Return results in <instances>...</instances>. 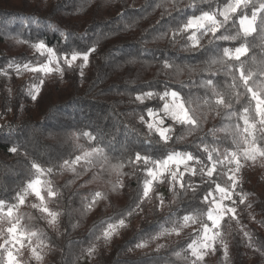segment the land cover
I'll use <instances>...</instances> for the list:
<instances>
[{
  "label": "trees",
  "instance_id": "1",
  "mask_svg": "<svg viewBox=\"0 0 264 264\" xmlns=\"http://www.w3.org/2000/svg\"><path fill=\"white\" fill-rule=\"evenodd\" d=\"M158 3L163 6L156 7ZM218 3L222 6L221 0H179L178 7L173 8L166 0H0V69H9L12 61L22 64L42 59L30 47L41 40L60 52L96 47L83 78L75 66L65 68L62 79L54 73L45 78V85L36 100L28 95L29 86L38 82L34 75L24 81L13 77L7 84L13 87L11 92L5 81H0V199L15 203L16 192L29 179L35 178L32 161L44 168H53L51 175L43 177L51 180L59 192L48 203L50 209L60 213L55 229L31 207L32 203L38 202L34 196H29L20 208L23 223L31 230L45 234L41 238L48 247L44 249L42 264H79L92 245L96 246L91 257L93 264H191L192 258L185 249L196 238L195 229L200 227L199 224L184 228L179 236L166 235L152 241L148 248L135 246L141 240H149L162 227L172 228L173 222L178 226L185 215L206 211L201 200L208 184L202 183L199 175L189 179L186 173L185 181L197 186L195 195L191 188L183 190L177 186L175 198L171 191L164 196L162 209L157 207L156 193H160V189L155 184L151 199L141 205L143 211L137 209L128 216L127 212L135 207L142 195L146 176L143 165L132 166L129 158H134L139 151L142 155L161 159L175 150L192 152L205 160L206 154L201 155L196 148L202 140L221 152L230 146V137L221 131L213 135L210 129H219L228 123L242 126L243 122L237 117L227 120L224 110L216 115L207 106H202L199 111L209 113L207 120H202V129L187 135L177 126L172 140L165 145L157 134H150L140 120V116L149 120L147 109L158 111L163 102L153 98L142 104L135 96L141 91H163L167 83L171 89L180 91L185 99L191 96L195 108L202 104L198 97L211 96L209 89L201 87L204 80L211 78L224 88L230 77L223 71L213 75L201 70L206 67L205 61L222 55L223 47H235L241 41L209 44V37H204L202 48L191 51L185 48L184 36L178 35L175 41L171 39V30L180 22L193 14L199 15L202 10L215 9ZM193 4L195 7L189 6ZM245 11L250 15V8ZM238 28L237 18L235 26L230 22L227 34L234 35ZM162 33L167 35L162 37ZM249 41L257 43L251 37ZM258 54L256 47L249 53L250 56ZM165 60L182 68V74L175 76L173 69H163ZM186 65L195 66L196 70L189 72ZM220 67L213 65V71ZM246 103L243 97L240 103L233 101V110L239 113ZM80 131L101 138L100 146L106 147L111 163H123L125 166L121 171L126 175L105 172L103 178L92 180L97 168L79 178L67 169L61 170L59 166L64 160L79 154L71 134ZM178 136L183 139L177 140ZM79 143L87 148L95 142L81 137ZM13 146L17 147V153L9 151ZM256 164L242 169L243 182L236 189L237 193L248 194L246 204L250 202L251 207L238 204L239 224L222 222L220 238L228 244V258L225 259L223 249L217 243V251L206 256L204 264H264L261 254L264 251V179ZM80 171L77 166V172ZM118 179L123 180L124 187L112 191V184ZM216 179L223 185L226 177ZM89 180L90 183H85ZM69 181L74 182L69 184ZM96 191L104 193L107 199H101L85 214L84 205ZM233 199L238 203L237 195H233ZM110 217L112 223L123 217L127 226L118 229L117 234L105 243L96 237L107 226L101 221ZM201 219L206 218L201 216ZM93 225L97 226L95 230ZM244 232L251 234L252 247H249ZM32 242L37 243L35 238ZM157 244L164 247L157 251ZM256 248L261 251H255ZM22 251L23 264H38L27 248ZM177 251L181 252L180 258L174 255Z\"/></svg>",
  "mask_w": 264,
  "mask_h": 264
},
{
  "label": "snow or ice",
  "instance_id": "2",
  "mask_svg": "<svg viewBox=\"0 0 264 264\" xmlns=\"http://www.w3.org/2000/svg\"><path fill=\"white\" fill-rule=\"evenodd\" d=\"M166 2H170L173 8L178 7L179 4V0H166ZM221 2L222 6L221 3H218L215 9L202 10L199 15L193 14L180 22L177 28L171 30V39L175 41L178 35L184 36L185 48L191 51L202 48L201 40L204 37H209V44L216 41H241L238 46L223 47L222 55L205 61L206 67L201 70L212 72L213 75L223 71L226 76L230 77V81L225 82L224 88L222 89L218 82H214L211 78L204 80L201 87L209 89L211 96L206 94L202 98L198 97L197 99L202 104H198L195 108L192 107L191 96L185 99L180 91L171 89L167 83H165L163 91H141L135 96V99L142 104L145 100L153 98H158L163 102L158 111L152 108L147 109L149 120L145 121L144 116H140V120L146 124L149 133L157 134L165 145L172 140V134L176 131L177 126L183 129L187 135H192L202 129V120L206 121L209 114L199 111L202 106H207L216 115L224 110V117L227 120L231 121L233 117H237L243 122L242 126L239 123H228L219 129L215 127L210 129V133L213 135L217 131H221L230 137V146L221 152L218 147H210L202 140L200 144L196 145V148L201 152V155L206 154L207 162L192 152L175 150L168 152L161 159H154L147 154L142 155L139 151L135 153L134 158H129L130 165H143L146 176L143 179L142 195L139 196L135 207L127 212L128 216L133 215L137 209L143 211L141 205L145 200L151 199L150 194L154 192V184L167 182L169 191L173 193L174 198L177 195V186L183 190L191 188L195 195L197 186L185 181L186 173L189 174V179L199 175L202 183L208 184V189L201 200L206 211L200 212L199 215H185L182 217V223H179L178 226L176 222H173L172 228L162 227L149 240H141L135 246L136 248H146L152 241L159 240L166 235L179 236L184 228L199 224L200 227L195 229L196 238L192 239L185 249L192 258L191 264H204L205 257L217 251V243L223 249L225 259L228 258V244L220 238L222 236L220 229L222 222L236 221L237 224L240 223L237 215L238 204H246L248 196L247 193L236 192L243 182L242 169L246 165L253 166L257 162L264 166V0H221ZM155 6L162 7L163 4L158 3ZM189 6L195 7L194 4ZM249 8L250 15L245 11ZM237 18L238 30L234 35L227 34L230 22L231 26H235ZM258 18L259 23H257ZM52 30L55 31V29ZM164 35L167 34H161L162 37ZM250 37L257 43L252 44L249 41ZM30 47L42 59H37L35 63L29 61L22 64L12 61L8 67L13 68L18 76L24 72L34 74V80L38 82L31 84L28 89V95L32 100H36L41 93L45 85V78L55 73L59 74L62 79L65 68L78 67L80 76L83 78V70L88 66L90 56L96 51V47L92 46L85 51L73 49L60 52L42 40L30 44ZM253 47L259 49V54L250 56L249 53ZM217 51H220L219 46ZM242 57L245 59L242 60ZM77 61H80L78 65ZM229 61L231 63H228ZM213 65L221 67L213 71ZM162 67L163 69H173L175 76H179L183 72L182 68L174 66L167 60L163 61ZM185 67L189 72L196 70L195 66L186 65ZM0 75L8 77L9 73L0 69ZM241 97L245 98L247 103L242 107V111L237 113L233 110V101L240 103ZM81 137L95 143H91L86 148L79 143ZM71 138L75 142V149L79 150V154H75L74 158L64 160L59 166L61 170L67 169L73 172L76 178H79L93 168H97L98 171L93 172L92 180L103 178L105 172H115L118 176L126 175L121 171L125 166L123 163H111L112 158L106 151V147L100 146L102 141L97 135L80 131L71 134ZM180 139L183 137L178 136L177 140ZM9 151L17 153L18 149L13 146ZM213 153L216 155L213 156ZM77 166L82 171L77 172ZM31 169H34L32 175L35 178L29 179L26 185L16 192L13 197L15 203H8L0 199V239L3 240V243H0V264H23L20 257L25 248L30 251L31 258L38 264H42L44 260L43 252L48 246L41 237L45 234L31 230L28 225L23 223L24 217L20 213V208L26 204L29 196H34L38 201L32 203L31 207L41 213V218L45 219L50 227L55 229L59 224L60 213L48 207L50 200L56 198L59 192L54 189L51 180H41L40 178L44 175H51L53 168H44L40 163L32 161ZM216 177H226L223 185L217 182ZM73 182L69 181L68 183ZM90 182L91 180L85 183ZM123 187V180L118 179L112 184V191ZM233 195L238 196V203L233 199ZM101 199H107L104 193L100 191L92 193L91 199L84 205L85 214L92 211ZM156 199L159 201L157 207L162 209L165 204L163 195L156 193ZM225 201L231 203H225ZM246 206L250 208L251 203H247ZM201 216L206 219L202 220ZM29 219H33V217H29ZM110 220H112L111 217L101 221L102 225L106 224L107 226L103 228L100 236L96 237L97 239L102 238L105 243H108L117 234L118 229L127 226L123 217L115 223L109 222ZM96 227L93 225L94 230ZM244 236L249 240V247H252L251 234L244 232ZM33 238L37 241L35 245L32 244ZM163 247L164 245L157 244L156 250L159 251ZM254 250L261 251L260 248ZM95 252L96 246L92 245L86 250V255L92 257ZM261 254L264 255V251ZM174 255L180 258L181 252H174ZM184 258L187 259L188 256Z\"/></svg>",
  "mask_w": 264,
  "mask_h": 264
},
{
  "label": "rangeland",
  "instance_id": "3",
  "mask_svg": "<svg viewBox=\"0 0 264 264\" xmlns=\"http://www.w3.org/2000/svg\"><path fill=\"white\" fill-rule=\"evenodd\" d=\"M79 63H80V61H77V64H79ZM85 69H86V67L84 68L83 71H85ZM4 70L8 71L9 76L6 77V76H4V75H0V81H5V82H6V85L11 83V80H12L13 77H14L15 79H17L18 81H24V80H26L27 78L32 77V76L34 75V74H32V73H29V72H24L22 75H19V76H18V75L15 73V70H14L13 68L4 69ZM9 77H10V78H9ZM7 87H8L9 89L13 88L12 86H9V85H7ZM256 169H258V170L261 172V174H262V178L264 179V166H261L260 162H258V163L256 164ZM181 170H182V167H181ZM40 178H41V180H45L43 176L40 177ZM166 184H167V182H165L164 184H158L159 189H160V194H162L163 197H164L168 192H170V191H169V188H168V186H166ZM154 185H155V184H154ZM225 203H229V204H230L231 202H230V201H225ZM0 243H3V240L0 239ZM25 243H27V242H25ZM32 244L35 245L36 243L32 242ZM17 247H19V245H17ZM148 247H149V245H148L146 248H148ZM79 264H93V262H92L91 257L84 256V257L81 259V261L79 262Z\"/></svg>",
  "mask_w": 264,
  "mask_h": 264
}]
</instances>
